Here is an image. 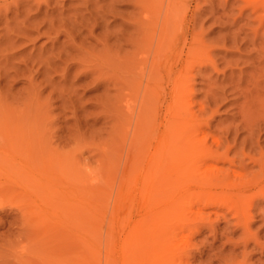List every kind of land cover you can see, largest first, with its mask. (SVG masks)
<instances>
[{
  "label": "rangeland",
  "instance_id": "374dc122",
  "mask_svg": "<svg viewBox=\"0 0 264 264\" xmlns=\"http://www.w3.org/2000/svg\"><path fill=\"white\" fill-rule=\"evenodd\" d=\"M2 1L0 6L4 5ZM258 1L200 0L198 4L204 10V35L219 45L218 69L224 72L213 74V78L232 80V87L225 84L227 103L211 120L210 132L218 135L219 130L232 123L236 112L233 103L244 100L239 93L244 91L252 112L250 121L259 124L256 138L259 136L264 146V78L258 79L257 86H250L249 82L251 77L264 73V9H254ZM191 4L195 6L196 0H191ZM15 7L9 5L7 16L0 20V264H82L80 253L73 246L77 235L86 233L82 226L84 207L88 210L86 234L92 243L90 264H126L123 246L128 227L144 216L148 219L158 209L146 208L139 199L138 186L131 187L134 183L127 182L135 172L123 151L127 143L121 134L124 119L120 117L119 104L136 75L126 65L117 71L98 62L103 83L92 82L91 77L82 79L79 74L80 81L71 87L75 69L66 82L62 75L66 66L73 63V55L60 53L62 61H47L46 57H50L53 43L57 47L54 54L58 48L71 51L66 48L69 39L65 36L70 31L74 32L72 36L80 35L85 48L99 54L102 45L96 40L98 37L110 34L113 38L118 31H130L126 25L134 15L133 0H54L40 10L31 3L25 7L29 16L41 21L46 12L50 14L46 17L53 24L40 29L44 32L47 25H53L49 38L18 29L16 23L20 25L17 21L25 15L16 19ZM5 27L14 31L9 38L3 37ZM59 30L58 40H52ZM255 37L257 40L252 43ZM123 49L131 52L133 47L126 45ZM205 90L203 78L197 77L193 99H203ZM37 136L41 138L38 143L44 145L37 149L50 148L67 161L62 174L67 178L66 185L77 181L79 186L87 187L86 198L74 197L62 205L60 224L72 233V248L61 247L59 238L44 230L45 238L34 237L35 229L27 223V214L21 208L28 192L19 185L24 168L19 166L20 154L14 150L32 145ZM245 136L241 132L239 141ZM239 164L236 162L233 169L240 171ZM242 164L262 175L249 158H244ZM81 178L82 184L78 181ZM28 190L32 206L42 205L49 198L35 181ZM51 191L52 196L59 194ZM249 195L255 206L241 220L229 208L231 205L200 206V216L188 221L191 230L178 235L174 243L178 245L181 264H264V182ZM146 209L152 212L148 214Z\"/></svg>",
  "mask_w": 264,
  "mask_h": 264
},
{
  "label": "bare ground",
  "instance_id": "6f19581e",
  "mask_svg": "<svg viewBox=\"0 0 264 264\" xmlns=\"http://www.w3.org/2000/svg\"><path fill=\"white\" fill-rule=\"evenodd\" d=\"M199 1L196 0L192 7L191 0H133L134 15L126 25L130 31H118L113 38L110 34L98 37L96 40L102 45L99 54L85 48L80 35L72 36L74 32L70 31L65 36L69 39L66 48L71 51H60L58 48V53L54 54L53 50L57 47L53 43L50 57H46L47 61L50 58L62 61L60 53L73 55V63L66 66L62 75L65 81L75 69L69 84L71 87L80 81L79 74L82 79L91 77L92 82L103 83L98 62L111 65L117 71L124 70L126 65L136 75L119 104L120 117L124 119L121 134L127 143L123 151L125 158L133 163L131 171L135 172L130 178L132 181L127 182L134 183L131 187L138 186L139 199L146 208L158 209L152 212L151 208L148 219L144 216L128 227L123 246L126 264H181L178 245L174 243L178 235L191 230L188 221L200 216V206L231 205L229 208L241 220L249 215L250 207L255 206L253 200H249L250 192L264 182V146L259 142L258 135L256 138L259 124L250 121L252 112L247 98H244L247 95L244 91H239L244 100L232 104L236 109L232 123L219 130L220 135L210 132L211 120L227 103L225 95L228 89L225 84L230 86L232 80L231 77L213 78V74L224 70L218 69V42L208 40L204 35V10ZM2 2L0 20L1 16H7L9 5H15L14 17L17 19L25 15L17 21L20 22V25L16 23L18 29L51 37L53 25H47L44 32L40 30L45 24H53L46 17L50 14L46 12L44 18L38 21L27 14L25 7H30L32 3L40 10L42 6L49 7L54 0ZM256 4L254 9H264V0ZM5 24L9 25V22ZM13 32L5 27L3 37L9 38ZM60 33V30L57 31L52 40L57 41ZM256 40L255 37L251 42ZM126 45L133 50L124 51L123 46ZM259 67L261 63L257 65ZM256 76L249 79L250 86L259 85L258 79L264 78V73ZM197 77L203 78L206 90L203 99L195 101ZM241 132L246 136L239 141ZM39 139L40 136L32 139V145L27 144L21 151L14 150L20 154L19 166L24 168L19 185L28 192L21 208L25 209L27 223L35 229L34 237L45 238L44 230L54 233L61 247L72 248L73 241L70 240L73 235L60 224L62 205L74 200V197L86 198L87 187L79 186L77 181L66 185L67 178L62 174L66 171L63 167L68 164L67 161L61 160V156L50 148L37 149V146H44L38 143ZM252 154L259 157L255 158ZM243 157L249 158L262 175L251 172V167L243 165ZM236 162L240 163V171L233 169ZM24 180L25 184L22 183ZM34 181L49 196L44 204L38 206H32L34 202L28 190ZM78 181L82 184V178ZM128 189L126 196L129 195ZM51 190L59 194L52 196ZM80 191L81 196L78 195ZM130 192H133L132 188ZM37 207L40 209L38 212ZM82 211L85 215L82 226L87 233L88 210L84 207ZM86 233L77 235L73 246V250L80 253L82 264H90L92 255V243Z\"/></svg>",
  "mask_w": 264,
  "mask_h": 264
}]
</instances>
